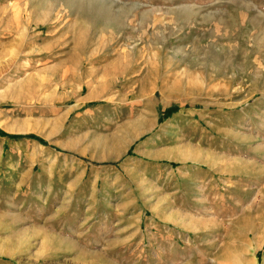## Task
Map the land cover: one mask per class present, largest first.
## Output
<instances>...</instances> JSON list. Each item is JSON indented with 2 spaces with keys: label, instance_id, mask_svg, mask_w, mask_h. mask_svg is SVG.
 I'll return each mask as SVG.
<instances>
[{
  "label": "rangeland",
  "instance_id": "374dc122",
  "mask_svg": "<svg viewBox=\"0 0 264 264\" xmlns=\"http://www.w3.org/2000/svg\"><path fill=\"white\" fill-rule=\"evenodd\" d=\"M0 264H264V0H0Z\"/></svg>",
  "mask_w": 264,
  "mask_h": 264
}]
</instances>
